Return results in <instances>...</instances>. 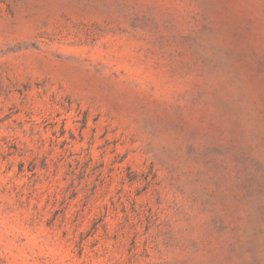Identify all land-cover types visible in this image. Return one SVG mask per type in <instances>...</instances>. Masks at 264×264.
<instances>
[{
    "label": "rangeland",
    "instance_id": "rangeland-1",
    "mask_svg": "<svg viewBox=\"0 0 264 264\" xmlns=\"http://www.w3.org/2000/svg\"><path fill=\"white\" fill-rule=\"evenodd\" d=\"M0 264H264V0H0Z\"/></svg>",
    "mask_w": 264,
    "mask_h": 264
}]
</instances>
